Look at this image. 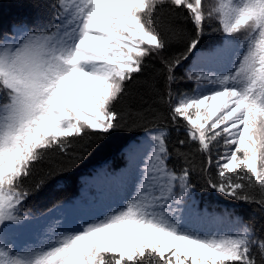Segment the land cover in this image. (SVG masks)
Masks as SVG:
<instances>
[{
    "label": "snow or ice",
    "instance_id": "snow-or-ice-1",
    "mask_svg": "<svg viewBox=\"0 0 264 264\" xmlns=\"http://www.w3.org/2000/svg\"><path fill=\"white\" fill-rule=\"evenodd\" d=\"M37 7L46 11L31 22L0 26V264H264V233L235 203L201 206L193 183L198 175L264 215V0ZM207 28L216 35L204 44ZM189 61L179 79L196 87L178 92L176 70ZM137 77L144 91L133 107ZM138 129L124 166L85 182L94 193L25 210L71 170L36 181V165L67 157L75 166L88 151L69 155L76 138Z\"/></svg>",
    "mask_w": 264,
    "mask_h": 264
},
{
    "label": "trees",
    "instance_id": "trees-1",
    "mask_svg": "<svg viewBox=\"0 0 264 264\" xmlns=\"http://www.w3.org/2000/svg\"><path fill=\"white\" fill-rule=\"evenodd\" d=\"M43 2L44 0H0V26L7 29L10 25L22 19H27L31 22L38 14L46 11L43 8L37 7L38 3L43 4ZM215 35L216 34L212 32L211 28H207L204 44L209 43V40L215 38ZM176 50L177 45L173 44L170 52L174 53ZM150 63L154 69H159L161 67L158 59L152 60ZM189 63L190 61L176 70L178 80L174 85V89L178 92H191L195 87L191 81H181L179 79V77L184 76ZM142 80L143 77H137V80L130 85L134 94V97L130 98L133 107L139 104L138 94L144 91L141 83ZM122 107L123 105H117L118 109ZM159 123L161 126L170 124V122L166 120H162ZM142 131L143 129H138L135 132H129L127 130L116 131L106 136L103 140H97L95 136L76 138L74 147L69 150L70 156L73 153H80L85 148L88 149L85 158L78 164L71 166L69 164V158L67 157L63 159L52 157L50 160H45L43 163L36 165V174L34 177L36 181L54 168L59 169L63 166L65 169L70 167L71 170L61 172L58 178H49L40 194L32 196L25 202V210H31L33 213L44 211L58 202H67L79 198L82 190L85 189L90 193H94L95 188L86 185L85 182L92 180L96 171L99 169L107 168L111 171L122 168L125 163L122 151L126 142L141 135ZM177 136L176 130L170 128V143L174 142ZM179 136L180 138H184L182 129ZM212 156L214 165L216 154L212 153ZM196 163H200L199 156L196 157ZM211 171L212 174L215 175L214 166ZM193 183L195 187V196L201 201V206H203L205 201L209 202L210 205L218 204L221 206H230V204L235 203L237 204V212L244 220L253 225L258 234L264 233V215H261L256 205L230 201V199L223 194L215 193L204 187V182L198 175L193 176ZM219 210L220 208H217V211Z\"/></svg>",
    "mask_w": 264,
    "mask_h": 264
},
{
    "label": "rangeland",
    "instance_id": "rangeland-1",
    "mask_svg": "<svg viewBox=\"0 0 264 264\" xmlns=\"http://www.w3.org/2000/svg\"><path fill=\"white\" fill-rule=\"evenodd\" d=\"M214 2H215V0H203V3L205 4L206 7H207L209 4L214 3ZM191 82H192V84L196 87V83H195V81H191ZM195 87H194V88H195ZM221 152H222V149H221ZM213 153L217 155V153H216L215 150L213 151ZM16 240H17L18 243H22V242L25 240V237H24V236H17V237H16Z\"/></svg>",
    "mask_w": 264,
    "mask_h": 264
}]
</instances>
